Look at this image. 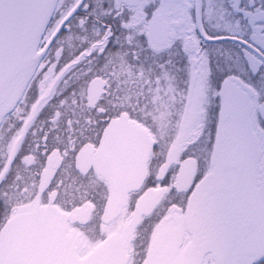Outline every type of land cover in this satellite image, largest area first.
<instances>
[{
  "label": "flooded vegetation",
  "instance_id": "flooded-vegetation-1",
  "mask_svg": "<svg viewBox=\"0 0 264 264\" xmlns=\"http://www.w3.org/2000/svg\"><path fill=\"white\" fill-rule=\"evenodd\" d=\"M45 48L0 124V233L39 205L81 259L117 239L128 264H264V0H59ZM111 126L153 150L104 221L90 164ZM218 198L238 227L216 258L192 221Z\"/></svg>",
  "mask_w": 264,
  "mask_h": 264
},
{
  "label": "water",
  "instance_id": "water-1",
  "mask_svg": "<svg viewBox=\"0 0 264 264\" xmlns=\"http://www.w3.org/2000/svg\"><path fill=\"white\" fill-rule=\"evenodd\" d=\"M57 2L58 0H0V116L40 58L38 46ZM134 134L128 132L127 136L121 138L123 134H115L113 129H109L104 137L102 148L111 150L113 155L111 139L114 141L116 138L123 144L127 142L121 147L126 157L116 160V163L112 160V164H118L116 173L111 170L101 171L111 185L112 205H117L121 200L119 195L122 193L118 190L120 182L125 181L130 186L137 183L141 180L143 165L144 177L146 176V162L151 146L144 133V162L129 159L140 147L136 144ZM105 163L109 164L107 153ZM63 236L64 231L59 226L49 223L47 217L36 210L31 215L16 219L4 229L0 236V261L51 264V250L62 249L63 257L54 264H125L121 250L113 245H104L86 260L79 262L73 255L70 243Z\"/></svg>",
  "mask_w": 264,
  "mask_h": 264
}]
</instances>
